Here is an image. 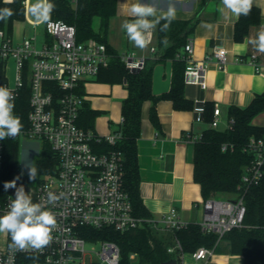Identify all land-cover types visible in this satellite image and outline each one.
I'll list each match as a JSON object with an SVG mask.
<instances>
[{
    "label": "built area",
    "instance_id": "2783aa9c",
    "mask_svg": "<svg viewBox=\"0 0 264 264\" xmlns=\"http://www.w3.org/2000/svg\"><path fill=\"white\" fill-rule=\"evenodd\" d=\"M74 7L79 0H70ZM25 17L33 15L30 0L24 1ZM36 14V13H34ZM14 23V29L16 24ZM45 24L46 40L39 46L37 36L16 41L14 33L0 28V86L13 91L14 115L21 120L22 128L15 137L0 140V172L5 158L8 141H40L46 143L56 154L57 170L31 183L15 182L23 186L33 203H44L56 216L57 227L52 240L42 250H12L9 233H0V264H85L88 254H95L101 264H120L119 246L109 240L89 241L82 236L86 228L112 229L116 232L151 227L174 234L189 224L179 216L177 208H171L162 218L161 224L153 218L134 215L129 195L123 186L121 155L112 151L97 153L93 142L106 140L115 144L118 133L106 138L79 124L81 110L85 103L83 82L95 78L108 68L113 58L106 43L89 38L78 41L74 25L61 20H39L31 23ZM19 24V23H18ZM24 24L20 21V25ZM13 29V30H14ZM14 32V31H13ZM154 30L148 47L156 52ZM130 72L144 69L146 58L134 54L120 56ZM179 58L185 61V83L207 87V71L211 63L220 71L225 70L229 61L228 50L216 47L204 59L194 57L193 41H188ZM236 62H247L257 74L264 73V65L258 63V55L248 59L236 57ZM23 95L27 96L26 115L17 104ZM196 120L205 122V104L194 108ZM221 110L214 107V118L210 128L218 129ZM234 121L229 125L232 128ZM202 136V135H201ZM201 136H188L194 142ZM234 146L223 145V151ZM251 155V163L244 168L239 193L234 199L209 198L200 203L202 217L198 223L205 234H216L222 238L233 229L243 226L247 208L246 193L258 186L264 178V136L252 137L245 149ZM13 182V181H9ZM51 192L59 197L54 203L47 202ZM11 199H15V188L0 190V216L9 210ZM96 244L99 249L96 250ZM175 247L168 252L182 253L178 239ZM91 246V247H90ZM213 251L205 247L192 253L196 261L208 262Z\"/></svg>",
    "mask_w": 264,
    "mask_h": 264
},
{
    "label": "trees",
    "instance_id": "16d2710c",
    "mask_svg": "<svg viewBox=\"0 0 264 264\" xmlns=\"http://www.w3.org/2000/svg\"><path fill=\"white\" fill-rule=\"evenodd\" d=\"M25 0L5 2L0 0V9H11L13 15L0 20V28L9 34L13 33L14 23L23 21L25 17ZM54 5L47 20H61L74 25L77 30L78 41L96 38L107 44L113 58L108 68L102 70L98 78L108 83H125L128 97L122 103V123L119 127L118 138L113 145L106 140L93 142L92 147L97 153L118 152L121 155L123 170V186L129 195L134 215L149 218L140 186L141 176L138 159V142L142 133V109L146 101H152L150 110L151 120L157 124L156 104L158 101L168 99L173 101L176 109H194L185 94V68L186 63L179 58L181 49L185 47L188 38L193 34L198 19L172 20L166 31H160L166 22L161 20L157 25V53L154 60H146L143 70L133 73L125 66L120 56L110 48L107 35L110 19L116 14L117 0H79L74 7L70 0H48ZM99 18L98 30L95 29V19ZM261 20L258 9L252 5L247 15H241L238 24L237 39H242L248 27L258 24ZM164 41H167L165 44ZM173 61L172 84L168 93L155 96L153 93V67L158 62ZM81 93H84L81 90ZM26 115L28 110L27 96L23 95L17 102ZM205 105V122L211 123L214 118V107ZM234 118L232 128L219 130L206 129L200 140L195 142L194 151V179L201 186L202 196L205 200L217 198L222 194L239 193V185L245 166L251 163L252 157L244 149L252 137L264 136V128L254 126L253 118L264 112V92L256 95L253 102L247 107L231 106L229 109ZM97 113L90 110L84 103L81 110L79 124L84 129H93ZM233 145L223 151V145ZM19 141L6 142L5 158L0 172V190L5 191L4 184L9 181L31 183L38 181L45 175L44 171L54 173L58 168V158L50 146L43 143L40 157L35 162L36 177L34 181L28 179L19 166ZM46 173V172H45ZM246 216L243 226L226 233L222 238L216 234H205L198 224H189L176 231L173 235L182 246V253H194L197 249L205 247L216 254L242 256L245 264H264V178L262 182L251 188L245 196ZM82 236L89 241L109 240L115 242L121 252L120 264H133L132 255L138 259L137 264H164L176 260L181 264L180 254L168 252L171 238H160L151 227L129 230L121 233L112 229L86 228Z\"/></svg>",
    "mask_w": 264,
    "mask_h": 264
},
{
    "label": "crops",
    "instance_id": "0c3cea01",
    "mask_svg": "<svg viewBox=\"0 0 264 264\" xmlns=\"http://www.w3.org/2000/svg\"><path fill=\"white\" fill-rule=\"evenodd\" d=\"M135 2L137 0H117V11L110 19L107 42L119 56L134 54L136 57L152 61L158 51L157 26L154 29L156 52H152L148 46L143 49L134 46L122 29L125 20L133 19L128 9ZM139 2L154 5L158 10L157 15L166 11L171 3L176 9L175 19L183 21L198 19L193 34L188 38V41H193L196 59H204L216 47L228 50L229 61L225 70L220 71L211 63L206 76L207 87L201 88L185 83V94L190 105L204 103L209 106L210 112L218 105L221 110L218 129H229L230 123L234 121L229 112L230 107H247L256 95L264 92V73L257 74L247 62L235 61L237 56L248 59L255 53L258 55V63L264 65V52L258 51L257 47L249 42L256 39L257 34L264 30V0H253L261 20L258 24L249 26L240 40L237 39V27L241 16L237 18L231 13L222 14L221 0H139ZM33 16L37 14L33 13ZM13 31L16 41L24 38V24L20 25V21ZM183 51L184 47L181 49L182 53ZM172 72V60L154 65L155 96L170 91ZM82 90L85 103L90 110L97 113L93 129L90 130L103 138L118 133L123 120L122 103L129 94L126 84L103 82L97 76L86 79L82 84ZM152 106V101L143 104L142 133L138 142L140 192L150 214L149 218L155 219L160 225L163 216L171 208H177L184 222L198 224L202 217L200 203L204 198L201 186L194 179L195 142L188 136H201L210 127V123L197 121L194 109L179 110L175 108L173 101L163 99L156 104L158 123L155 124L150 117ZM252 124L264 128V112L256 115ZM155 231L160 238L164 239L166 236L171 238L170 242H173V245L169 244L168 249L175 247L177 238L172 233L162 229ZM131 258L137 259L135 255ZM180 260L181 264H245L242 256L216 253H213L208 262L194 260L192 253L180 254Z\"/></svg>",
    "mask_w": 264,
    "mask_h": 264
},
{
    "label": "clouds",
    "instance_id": "9594fccd",
    "mask_svg": "<svg viewBox=\"0 0 264 264\" xmlns=\"http://www.w3.org/2000/svg\"><path fill=\"white\" fill-rule=\"evenodd\" d=\"M11 2V0H6ZM222 14L231 13L235 17L247 15L251 9L252 0H221ZM54 5L48 0H37L31 11L37 14L38 20H47L48 14ZM154 5L139 2L132 3L128 9L133 18L125 20L122 29L126 32L129 41L138 48H145L150 42L152 32L161 20L166 21L160 31H166L172 20L176 17V9L170 3L167 10L157 15ZM13 15L11 9H0V20ZM257 50L264 52V30L257 34V38L250 40ZM166 44L167 41H164ZM15 96L9 88L0 86V140L17 136L22 128L21 120L14 115L13 109ZM35 168H30V178L35 177ZM15 188V199H11L9 210L0 216V233H9L12 250L35 249L42 250L52 240V232L57 227L56 216L48 210L44 203H33L31 196L25 192L24 187L15 186V182H6L4 188ZM55 194L49 192L47 202L49 204L58 200Z\"/></svg>",
    "mask_w": 264,
    "mask_h": 264
},
{
    "label": "rangeland",
    "instance_id": "374dc122",
    "mask_svg": "<svg viewBox=\"0 0 264 264\" xmlns=\"http://www.w3.org/2000/svg\"><path fill=\"white\" fill-rule=\"evenodd\" d=\"M35 3H37V0H31V6H33ZM31 20L33 22L39 21L37 19V16H33V15L29 19L27 17L23 18L24 37L25 38H31V37L37 36L39 46H41L44 43V41L46 40L45 24L43 22L33 24V23H31ZM99 22H100L99 18H96L95 19V29H97V30L99 27ZM17 29H18L17 32H19L20 31L19 26ZM108 36H109V32H108ZM222 129H224V128H222ZM42 148H43V144L40 141L24 140V141L20 142L19 166H20L23 174L30 180L35 179V177L37 176L35 173V177L30 178L29 170H30V168H35L34 167L35 162L40 157ZM44 174L48 175V174H52V173H50L49 171H44ZM45 175H43V176H45ZM43 176H41L40 178H42ZM16 187H20V186H16ZM10 188H12V187H10ZM236 196L237 195H235V194H222V195H218L217 198L225 200V199H234V198H236ZM166 237H169V236H166ZM169 243L171 245H173V242H169ZM92 246H94V248L96 250L99 249V247L96 244H94ZM137 262H138V259L133 260V264H137ZM85 264H101V259L98 256H96L95 254H88L85 257Z\"/></svg>",
    "mask_w": 264,
    "mask_h": 264
},
{
    "label": "water",
    "instance_id": "95a60500",
    "mask_svg": "<svg viewBox=\"0 0 264 264\" xmlns=\"http://www.w3.org/2000/svg\"><path fill=\"white\" fill-rule=\"evenodd\" d=\"M164 264H178L176 260H170L165 262Z\"/></svg>",
    "mask_w": 264,
    "mask_h": 264
}]
</instances>
